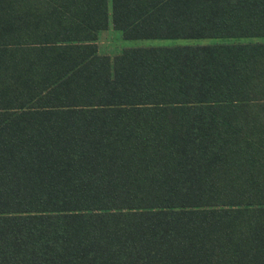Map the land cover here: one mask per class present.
Returning <instances> with one entry per match:
<instances>
[{
	"label": "trees",
	"instance_id": "16d2710c",
	"mask_svg": "<svg viewBox=\"0 0 264 264\" xmlns=\"http://www.w3.org/2000/svg\"><path fill=\"white\" fill-rule=\"evenodd\" d=\"M264 0H0V264H264Z\"/></svg>",
	"mask_w": 264,
	"mask_h": 264
},
{
	"label": "rangeland",
	"instance_id": "374dc122",
	"mask_svg": "<svg viewBox=\"0 0 264 264\" xmlns=\"http://www.w3.org/2000/svg\"><path fill=\"white\" fill-rule=\"evenodd\" d=\"M264 42V36L257 37H222V38H196V39H124L120 32L110 25L108 5V26L98 33L97 50L100 54L113 56L123 48L148 46H183V45H212L234 42Z\"/></svg>",
	"mask_w": 264,
	"mask_h": 264
},
{
	"label": "crops",
	"instance_id": "0c3cea01",
	"mask_svg": "<svg viewBox=\"0 0 264 264\" xmlns=\"http://www.w3.org/2000/svg\"><path fill=\"white\" fill-rule=\"evenodd\" d=\"M97 39H98V36H97ZM97 39H96V41H95L96 46H97Z\"/></svg>",
	"mask_w": 264,
	"mask_h": 264
}]
</instances>
